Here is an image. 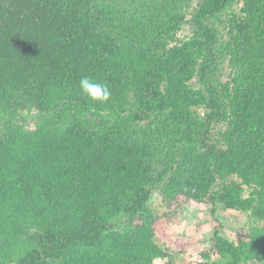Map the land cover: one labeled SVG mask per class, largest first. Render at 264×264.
I'll return each instance as SVG.
<instances>
[{
  "label": "trees",
  "instance_id": "obj_1",
  "mask_svg": "<svg viewBox=\"0 0 264 264\" xmlns=\"http://www.w3.org/2000/svg\"><path fill=\"white\" fill-rule=\"evenodd\" d=\"M186 202L248 218L196 264H264V0H0V264H188Z\"/></svg>",
  "mask_w": 264,
  "mask_h": 264
},
{
  "label": "rangeland",
  "instance_id": "obj_2",
  "mask_svg": "<svg viewBox=\"0 0 264 264\" xmlns=\"http://www.w3.org/2000/svg\"><path fill=\"white\" fill-rule=\"evenodd\" d=\"M153 211L163 214L167 207L159 193L151 201ZM212 206L186 202L175 214L169 234L172 238H159L158 243L169 255L176 257L178 263L196 264L203 250L210 248L217 229L232 241L243 238L248 231V218L245 214L216 207L215 215L211 214ZM179 242V244H178ZM156 264H166L158 260Z\"/></svg>",
  "mask_w": 264,
  "mask_h": 264
},
{
  "label": "clouds",
  "instance_id": "obj_3",
  "mask_svg": "<svg viewBox=\"0 0 264 264\" xmlns=\"http://www.w3.org/2000/svg\"><path fill=\"white\" fill-rule=\"evenodd\" d=\"M79 86L82 94L94 103L104 104L110 100L111 93L106 85L85 77L80 80Z\"/></svg>",
  "mask_w": 264,
  "mask_h": 264
}]
</instances>
